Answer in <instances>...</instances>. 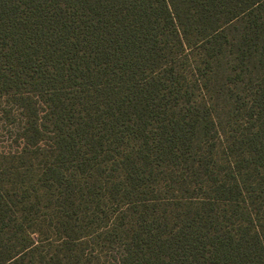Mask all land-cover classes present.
<instances>
[{"label":"trees","instance_id":"trees-1","mask_svg":"<svg viewBox=\"0 0 264 264\" xmlns=\"http://www.w3.org/2000/svg\"><path fill=\"white\" fill-rule=\"evenodd\" d=\"M0 264H264V0H0Z\"/></svg>","mask_w":264,"mask_h":264}]
</instances>
